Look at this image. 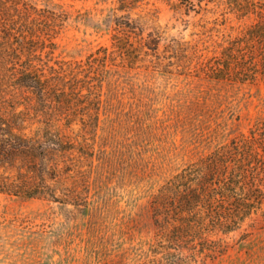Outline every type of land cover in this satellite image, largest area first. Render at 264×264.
Segmentation results:
<instances>
[{"label":"rangeland","instance_id":"rangeland-1","mask_svg":"<svg viewBox=\"0 0 264 264\" xmlns=\"http://www.w3.org/2000/svg\"><path fill=\"white\" fill-rule=\"evenodd\" d=\"M32 1L69 15L57 56L81 59L111 46L116 0ZM230 4L141 0L165 31L159 54L175 65L197 63L196 54L220 55L253 22L237 17ZM130 55L103 89L88 206L0 193V264H139L154 240L157 190L264 120V80L213 79L174 64L161 71ZM228 240L227 254L198 264H264L263 217L254 216Z\"/></svg>","mask_w":264,"mask_h":264},{"label":"trees","instance_id":"trees-1","mask_svg":"<svg viewBox=\"0 0 264 264\" xmlns=\"http://www.w3.org/2000/svg\"><path fill=\"white\" fill-rule=\"evenodd\" d=\"M230 1L237 17L253 22L220 55L175 65L159 54L165 31L141 0H116L111 46L73 60L56 55L65 10L0 0V193L88 206L103 89L131 53L161 71L174 64L213 79L264 80V0ZM151 210L154 240L139 264L227 254L232 233L256 215L264 219V120L170 177Z\"/></svg>","mask_w":264,"mask_h":264}]
</instances>
